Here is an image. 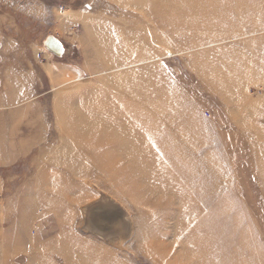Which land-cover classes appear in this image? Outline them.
<instances>
[{
  "label": "rangeland",
  "instance_id": "374dc122",
  "mask_svg": "<svg viewBox=\"0 0 264 264\" xmlns=\"http://www.w3.org/2000/svg\"><path fill=\"white\" fill-rule=\"evenodd\" d=\"M65 261L264 264V0H0V264Z\"/></svg>",
  "mask_w": 264,
  "mask_h": 264
},
{
  "label": "bare ground",
  "instance_id": "6f19581e",
  "mask_svg": "<svg viewBox=\"0 0 264 264\" xmlns=\"http://www.w3.org/2000/svg\"><path fill=\"white\" fill-rule=\"evenodd\" d=\"M130 107V108H129ZM129 107L127 106V107H125V111L127 112V114L129 113V114H138V113H140V111H139V108L138 107H136V106H131V105H129ZM148 108H150V106H146L145 107V110H147ZM115 111H116V109H115ZM122 112V111H121ZM143 113V112H142ZM108 127V126H107ZM160 130V129H159ZM179 136V135H178ZM80 138V137H79ZM165 138H166V136H165ZM164 139V138H163ZM190 139V138H189ZM159 141V140H158ZM166 141V140H165ZM172 141V140H171ZM161 143V142H160ZM160 148V147H159ZM174 148V147H173ZM86 149V148H85ZM166 149V148H165ZM181 156V154H178V157H179V160L181 161L182 160V157H180ZM167 157L168 158H170V157H172V156H170L169 155V153H167ZM173 158V157H172ZM197 160V159H196ZM173 161H175V160H173ZM54 199V198H53ZM28 202V201H27ZM54 202L56 203V204H60V205H64V203L60 200V199H58L57 197L54 199ZM31 203V202H30ZM22 204V203H21ZM51 205V204H50ZM30 206V205H29ZM45 207V206H44ZM41 208H43V207H41ZM29 209V208H28ZM30 209H31V207H30ZM20 210V209H19ZM45 210V209H44ZM60 216V215H59ZM47 217V216H46ZM49 218V217H48ZM84 218V217H83ZM44 219V218H43ZM41 221H43V220H41ZM50 222V221H49ZM44 226V225H43ZM46 226V225H45ZM60 226H62V225H60V224H58V228H60ZM42 227V226H41ZM48 230V229H47ZM46 231V230H45ZM103 234V233H102ZM68 238H70L69 236H65L64 237V239H63V236H61V240L62 241H65V240H68ZM32 242V241H31ZM58 243H59V241H58ZM67 244V243H66ZM115 246H116V244H115ZM187 246V245H186ZM195 247V246H194ZM199 247V246H198ZM198 247H197V249L195 250V251H197L198 252V250H200V249H198ZM43 248V247H42ZM186 249V248H185ZM193 251V250H192ZM187 252V251H186ZM185 252V253H186ZM200 252V251H199ZM193 253V252H192ZM193 254H195V253H193ZM68 262V261H67ZM66 261H65V263L66 264H68ZM184 262V261H183ZM70 264V263H69Z\"/></svg>",
  "mask_w": 264,
  "mask_h": 264
},
{
  "label": "water",
  "instance_id": "95a60500",
  "mask_svg": "<svg viewBox=\"0 0 264 264\" xmlns=\"http://www.w3.org/2000/svg\"><path fill=\"white\" fill-rule=\"evenodd\" d=\"M44 46L57 56H61L64 52L63 43L55 36L49 35L43 42Z\"/></svg>",
  "mask_w": 264,
  "mask_h": 264
}]
</instances>
